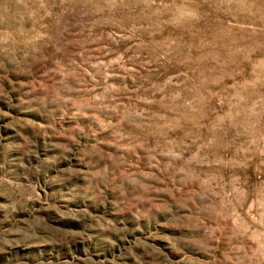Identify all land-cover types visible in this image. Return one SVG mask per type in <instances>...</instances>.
<instances>
[{
    "label": "rangeland",
    "instance_id": "obj_1",
    "mask_svg": "<svg viewBox=\"0 0 264 264\" xmlns=\"http://www.w3.org/2000/svg\"><path fill=\"white\" fill-rule=\"evenodd\" d=\"M0 264H264V0H0Z\"/></svg>",
    "mask_w": 264,
    "mask_h": 264
}]
</instances>
